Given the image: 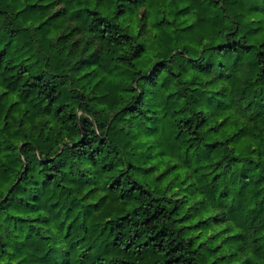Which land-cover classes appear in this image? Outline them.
I'll return each instance as SVG.
<instances>
[{"label": "trees", "instance_id": "1", "mask_svg": "<svg viewBox=\"0 0 264 264\" xmlns=\"http://www.w3.org/2000/svg\"><path fill=\"white\" fill-rule=\"evenodd\" d=\"M259 0H0V264H264Z\"/></svg>", "mask_w": 264, "mask_h": 264}, {"label": "rangeland", "instance_id": "2", "mask_svg": "<svg viewBox=\"0 0 264 264\" xmlns=\"http://www.w3.org/2000/svg\"><path fill=\"white\" fill-rule=\"evenodd\" d=\"M257 4L259 7L257 9V15L254 18L262 22L261 26H264V0H259Z\"/></svg>", "mask_w": 264, "mask_h": 264}]
</instances>
